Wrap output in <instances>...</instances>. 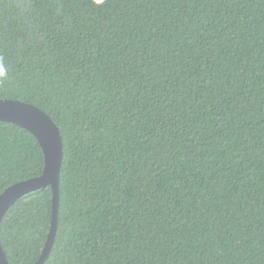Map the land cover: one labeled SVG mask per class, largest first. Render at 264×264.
<instances>
[{
    "label": "trees",
    "instance_id": "16d2710c",
    "mask_svg": "<svg viewBox=\"0 0 264 264\" xmlns=\"http://www.w3.org/2000/svg\"><path fill=\"white\" fill-rule=\"evenodd\" d=\"M0 62L63 138L43 264H264V0H0ZM44 166L0 121V194ZM52 218L50 185L8 209L10 264Z\"/></svg>",
    "mask_w": 264,
    "mask_h": 264
},
{
    "label": "water",
    "instance_id": "95a60500",
    "mask_svg": "<svg viewBox=\"0 0 264 264\" xmlns=\"http://www.w3.org/2000/svg\"><path fill=\"white\" fill-rule=\"evenodd\" d=\"M0 121L17 123L30 130L39 140L45 155L42 174L8 186L0 194V226L8 209L21 197L48 185L53 190V218L42 254L35 264H43L54 244L58 231L60 178L64 157V143L60 127L51 115L34 103L19 99L0 98ZM0 264H10L0 237Z\"/></svg>",
    "mask_w": 264,
    "mask_h": 264
},
{
    "label": "clouds",
    "instance_id": "9594fccd",
    "mask_svg": "<svg viewBox=\"0 0 264 264\" xmlns=\"http://www.w3.org/2000/svg\"><path fill=\"white\" fill-rule=\"evenodd\" d=\"M100 2V0H97ZM7 79V70L2 62H0V81Z\"/></svg>",
    "mask_w": 264,
    "mask_h": 264
}]
</instances>
